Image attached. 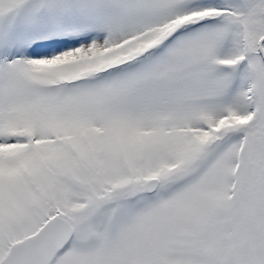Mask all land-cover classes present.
<instances>
[{
	"label": "snow or ice",
	"instance_id": "6c2138e0",
	"mask_svg": "<svg viewBox=\"0 0 264 264\" xmlns=\"http://www.w3.org/2000/svg\"><path fill=\"white\" fill-rule=\"evenodd\" d=\"M0 264H264V0H0Z\"/></svg>",
	"mask_w": 264,
	"mask_h": 264
}]
</instances>
